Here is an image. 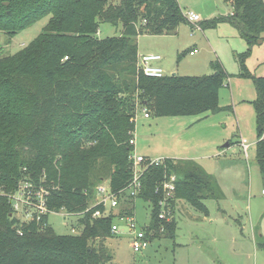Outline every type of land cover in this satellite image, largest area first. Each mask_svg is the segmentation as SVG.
Instances as JSON below:
<instances>
[{
	"label": "trees",
	"instance_id": "obj_1",
	"mask_svg": "<svg viewBox=\"0 0 264 264\" xmlns=\"http://www.w3.org/2000/svg\"><path fill=\"white\" fill-rule=\"evenodd\" d=\"M224 17L202 23L203 29L226 21L251 47L264 39V0H225ZM47 24L29 44L0 57V264H107L112 254L104 240L124 215L134 214V199L151 206L152 237H173L175 207L185 200L207 215L204 200L220 198L214 178L192 159L164 158L147 167L137 197L107 216L86 211L96 187L109 180L113 191L133 176L136 115L146 107L154 116L217 112L225 72L216 75H145L138 69L142 34H175L187 21L178 0H0V31L11 40L38 20ZM121 25L119 35L101 38L100 25ZM242 55V74L253 78L257 97L256 158L264 173V76L252 75ZM177 176L170 221L158 218L156 185L166 173ZM22 181L48 190L47 205L79 216L80 233L58 234L49 214L24 221L7 195ZM101 207V206H100ZM161 224L164 229L161 230ZM20 231V232H19ZM99 239L95 246L91 241ZM257 245L264 249V241Z\"/></svg>",
	"mask_w": 264,
	"mask_h": 264
},
{
	"label": "rangeland",
	"instance_id": "obj_2",
	"mask_svg": "<svg viewBox=\"0 0 264 264\" xmlns=\"http://www.w3.org/2000/svg\"><path fill=\"white\" fill-rule=\"evenodd\" d=\"M178 2L184 14H199L200 22L187 20L175 34H142L138 38L139 50L159 54L166 74L211 75L220 67L226 74L219 94L221 109L200 115L149 117L140 109L136 115L134 152L150 158L193 157L190 159L212 175L222 196L204 200L207 215L185 200H178L174 236L150 235L147 247L138 251L133 248L127 220L117 219L119 233L104 240L112 254L107 264H264V249L257 245L264 241V173L256 158L257 113L253 104L257 90L253 78L242 74L241 67L246 52L244 63L248 71L264 76V39L250 47L239 30L226 21L203 29L202 23L231 11L225 0ZM48 20L49 16L38 20L11 40L0 31V57L29 44ZM121 28L102 23L98 36L119 35ZM194 48L197 53L190 54ZM242 140L247 149L238 143ZM124 205L120 200L114 210L119 211ZM151 210L149 203L134 199L137 229L149 232L146 227L151 223ZM21 213L17 215L20 217ZM78 219V215L65 210L48 216L58 234L80 233L83 226ZM99 242L91 241L95 246Z\"/></svg>",
	"mask_w": 264,
	"mask_h": 264
},
{
	"label": "built area",
	"instance_id": "obj_3",
	"mask_svg": "<svg viewBox=\"0 0 264 264\" xmlns=\"http://www.w3.org/2000/svg\"><path fill=\"white\" fill-rule=\"evenodd\" d=\"M184 15L191 23L197 24L200 22L199 14L194 11H188ZM197 51V48H194L189 53L195 54ZM160 59L161 56L156 53L138 54V69L147 76H164L166 75L164 69L155 63ZM140 109H142L145 117L150 116V113L146 107H140ZM129 142L134 146L135 149L136 139L134 135L130 138ZM240 144L245 149L248 148L245 140H242ZM134 149L130 155V158L132 159L133 176L127 186L119 191H113L109 182H101L96 187L93 204L87 207L84 212L96 207L92 212L93 217L107 216L112 210L118 207L120 204V197H123L124 195H130L132 197L138 196L142 188L141 176L143 175L144 171L151 165L161 164L164 161V158H150L144 155H138L134 152ZM176 180L177 176L174 172L166 173L163 179L155 187L154 191L158 196V205L160 207L158 218L161 220V222L170 221L172 218L173 209L171 201L174 198L176 191ZM0 192L5 193L3 190H0ZM7 195L11 199L13 208L15 210V215L19 217L17 214L21 211L22 213L19 218L24 221H39L43 215L51 213V210L47 205L48 190L42 186L37 188L31 181H22L15 191L7 193ZM120 219L127 220L130 231L133 234L132 245L134 250L138 251L147 247L151 240L149 237L150 235L153 236V233H151V231H146L144 228L137 229L136 218L134 214L124 215L120 217ZM148 226L146 227L147 229ZM160 229H164L163 224H161ZM72 231L74 232L76 230L73 228ZM119 231V225L117 222H115L111 227V233L115 235L119 233Z\"/></svg>",
	"mask_w": 264,
	"mask_h": 264
},
{
	"label": "crops",
	"instance_id": "obj_4",
	"mask_svg": "<svg viewBox=\"0 0 264 264\" xmlns=\"http://www.w3.org/2000/svg\"><path fill=\"white\" fill-rule=\"evenodd\" d=\"M177 30H178V29H177ZM138 50H139V46H138ZM138 53H139V54H143L141 50H139ZM161 60H162V58H161L160 60H158L157 62H155V63H156L157 65L163 67V64L161 63ZM256 141H257V139H256ZM238 143H240V142H238ZM228 146H230V144H229ZM190 158H193V157H190V156H184V159H190Z\"/></svg>",
	"mask_w": 264,
	"mask_h": 264
},
{
	"label": "water",
	"instance_id": "obj_5",
	"mask_svg": "<svg viewBox=\"0 0 264 264\" xmlns=\"http://www.w3.org/2000/svg\"><path fill=\"white\" fill-rule=\"evenodd\" d=\"M259 42H262V39L259 40ZM174 74H175V73H174ZM216 74H218V72H215V73H213L212 75H216ZM226 146H228V144H227Z\"/></svg>",
	"mask_w": 264,
	"mask_h": 264
}]
</instances>
